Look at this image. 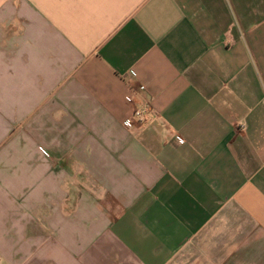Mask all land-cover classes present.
<instances>
[{
    "label": "crops",
    "instance_id": "0c3cea01",
    "mask_svg": "<svg viewBox=\"0 0 264 264\" xmlns=\"http://www.w3.org/2000/svg\"><path fill=\"white\" fill-rule=\"evenodd\" d=\"M0 264H264V0H0Z\"/></svg>",
    "mask_w": 264,
    "mask_h": 264
},
{
    "label": "built area",
    "instance_id": "2783aa9c",
    "mask_svg": "<svg viewBox=\"0 0 264 264\" xmlns=\"http://www.w3.org/2000/svg\"><path fill=\"white\" fill-rule=\"evenodd\" d=\"M136 92V89H131L130 94H128V96L126 97V101L128 103H133V96L136 94ZM148 113L149 108L147 106L135 108L132 113V116L124 122L125 126L132 128L135 126L145 125L148 120Z\"/></svg>",
    "mask_w": 264,
    "mask_h": 264
}]
</instances>
